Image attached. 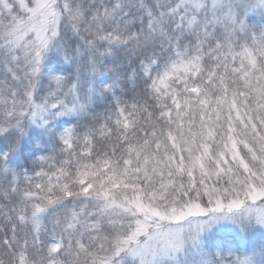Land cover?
Wrapping results in <instances>:
<instances>
[{
  "label": "snow or ice",
  "instance_id": "6c2138e0",
  "mask_svg": "<svg viewBox=\"0 0 264 264\" xmlns=\"http://www.w3.org/2000/svg\"><path fill=\"white\" fill-rule=\"evenodd\" d=\"M0 264H264V0H0Z\"/></svg>",
  "mask_w": 264,
  "mask_h": 264
}]
</instances>
